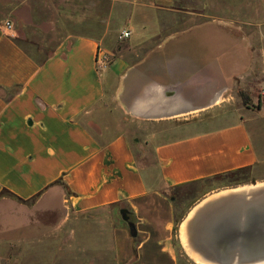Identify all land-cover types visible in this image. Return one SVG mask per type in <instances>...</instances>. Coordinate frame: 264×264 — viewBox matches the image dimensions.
<instances>
[{"label":"crops","instance_id":"obj_1","mask_svg":"<svg viewBox=\"0 0 264 264\" xmlns=\"http://www.w3.org/2000/svg\"><path fill=\"white\" fill-rule=\"evenodd\" d=\"M97 2L0 0L3 263L27 264L31 248L55 236L59 263L72 247L74 264H189L177 222L216 192L260 184H213L264 164L253 112L193 113L225 99L251 52L219 22L165 32L155 5L132 11L142 25L126 28L132 36L118 47L113 3L99 19ZM206 31L225 34L223 58L202 42ZM99 45L113 56L104 69ZM36 255L32 264L49 263Z\"/></svg>","mask_w":264,"mask_h":264},{"label":"rangeland","instance_id":"obj_2","mask_svg":"<svg viewBox=\"0 0 264 264\" xmlns=\"http://www.w3.org/2000/svg\"><path fill=\"white\" fill-rule=\"evenodd\" d=\"M127 1L132 2L134 6H131L132 9L129 14L130 22L125 24L122 22L126 20L125 12H127L128 7ZM88 2L89 0H83V4L87 3V6L89 5ZM112 3L115 15L113 19L114 23L110 27L115 39L117 38L115 42L118 47L125 41L127 42V40H119V35L122 31L126 30V28L131 29L132 26L140 27V25H142V23L132 24L134 22L132 21V16L134 14L132 11L139 7L143 8L146 6L147 8L154 5L157 7V10L163 12L160 16H163L162 18L168 20L170 23V30L165 32L175 31L179 27L187 29L200 22L212 21L223 24L234 36H241L246 48L251 52L249 67L234 83L233 88L225 97L224 102L200 114L199 118L215 119L222 114L230 115L235 112H245L249 109L253 112V117L250 121H252L255 126L260 127V131H258V141L260 145H264V0H98L97 12L99 19L100 17H104L106 13L112 11V8H110ZM86 9L85 11L88 13V8ZM103 27L104 26L101 24L97 25L98 30ZM202 36V42L209 46L211 50L216 51V58H223V54L226 52V49H224L225 34H215L206 31L202 33ZM18 37L21 44L29 49V51H35V49L30 47L26 39L25 31L21 29ZM112 57L111 55V62L113 61ZM242 178L255 181L260 180L258 183H263L264 164L255 171L243 175ZM233 180H235V178H221L215 180L213 184L216 187H220L223 184L233 182ZM182 222L178 221L174 229V241L179 253L186 252L179 238V229ZM5 243L0 237V264H9L3 263L4 260L9 261L10 249ZM56 244V237L52 236L48 242L41 241L38 245L41 246L40 248L37 249L36 245L35 248L32 247L30 251L34 253L29 256L30 261L29 259L26 260L27 264L33 263L32 259L37 258V253H39V255L41 254L44 259L47 258L45 255H48V264H66L68 260H71L70 264H74L73 256L75 250L72 247L65 252V262H63V260L62 263L58 262V259L52 255L56 250L52 249V246ZM46 245L49 249L45 248ZM83 251L87 253L91 250L86 249ZM69 254L71 258H68ZM186 260L189 264H198L187 256ZM76 261L79 262L80 259L78 258Z\"/></svg>","mask_w":264,"mask_h":264},{"label":"water","instance_id":"obj_3","mask_svg":"<svg viewBox=\"0 0 264 264\" xmlns=\"http://www.w3.org/2000/svg\"><path fill=\"white\" fill-rule=\"evenodd\" d=\"M256 193L226 194L199 207L189 221L191 247L212 264H264V189Z\"/></svg>","mask_w":264,"mask_h":264},{"label":"bare ground","instance_id":"obj_4","mask_svg":"<svg viewBox=\"0 0 264 264\" xmlns=\"http://www.w3.org/2000/svg\"><path fill=\"white\" fill-rule=\"evenodd\" d=\"M224 102V98L223 97H219L217 98L212 104H210L209 106H206L204 108L195 110L193 113H198V112H204L207 110H210L216 106L221 105ZM264 189V182L260 183V184H250V185H244V186H239L236 188H229V189H225L222 191H219L215 194L210 195L208 198L204 199L202 202H200L199 204H197L189 213L188 217H186L183 222L180 225V229H179V238H180V242L183 246V248L185 249L186 253L188 254V256L193 259L194 261L196 260L198 264H212L210 263V261H208L207 259H205L203 256H201L198 252H196L192 247H191V240H190V235H189V221L192 219V217L194 216L195 212L197 211V209L201 206H203L204 204H206L207 202L217 198V197H221V196H225L226 194H232L235 192H240L243 194H247V196H249L248 198H253L255 199V197L258 195V193L260 190ZM256 195H253L255 194ZM251 199V200H253Z\"/></svg>","mask_w":264,"mask_h":264},{"label":"built area","instance_id":"obj_5","mask_svg":"<svg viewBox=\"0 0 264 264\" xmlns=\"http://www.w3.org/2000/svg\"><path fill=\"white\" fill-rule=\"evenodd\" d=\"M7 26L11 28V24H7ZM131 36H132V32L130 30H124L120 33L119 40L125 41L130 39ZM96 61H97V66L100 69L107 68L111 63V55L102 45H99Z\"/></svg>","mask_w":264,"mask_h":264},{"label":"trees","instance_id":"obj_6","mask_svg":"<svg viewBox=\"0 0 264 264\" xmlns=\"http://www.w3.org/2000/svg\"><path fill=\"white\" fill-rule=\"evenodd\" d=\"M248 172H251L250 169H241V170H237V171H234V172H230L224 176H221L219 179L221 178H235V180L233 181H237V182H240L243 180V175L247 174Z\"/></svg>","mask_w":264,"mask_h":264}]
</instances>
